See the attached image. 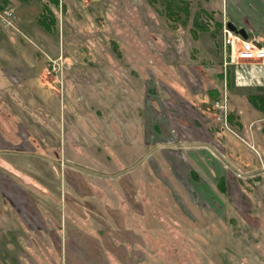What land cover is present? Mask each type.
Wrapping results in <instances>:
<instances>
[{
    "label": "rangeland",
    "instance_id": "obj_1",
    "mask_svg": "<svg viewBox=\"0 0 264 264\" xmlns=\"http://www.w3.org/2000/svg\"><path fill=\"white\" fill-rule=\"evenodd\" d=\"M10 1L2 23L48 50L53 90L44 107L17 96L14 122L0 111V264H64V216L101 234L103 264L104 250L110 264H264V72L225 63L217 16L199 0H67L47 33L45 0Z\"/></svg>",
    "mask_w": 264,
    "mask_h": 264
},
{
    "label": "crops",
    "instance_id": "obj_2",
    "mask_svg": "<svg viewBox=\"0 0 264 264\" xmlns=\"http://www.w3.org/2000/svg\"><path fill=\"white\" fill-rule=\"evenodd\" d=\"M19 1L21 3H25L22 0ZM29 2L30 1H26V3ZM199 3L203 4L201 6H203L204 12L209 11L208 13H211V15H215V17L217 16L216 20L219 22L220 28L223 29L228 23H230L235 28L242 29L245 32L246 38L240 37L241 39L253 41L259 46H264V0H199ZM0 4H2L0 5V11L3 6L9 5L4 9L8 11L7 14H10L9 9L11 1H0ZM66 4H68L67 0H59L61 21L62 15L68 14ZM36 17L37 15L34 16V19ZM3 20L5 21L6 17L4 18L0 14V111H5L6 107L4 105H8V108L12 109L14 113L7 114L5 118H10L9 120L14 122L13 120L16 119L17 116V113L15 112H22L20 110L23 108V104L20 99L21 97L17 98V96L27 94L35 100L34 105L32 104L30 97H28L27 102L29 106L34 105V107H44L43 104L39 103L41 102L40 100L43 99L41 98V94H47V91L53 89L47 85L42 76L41 68H43V64L46 61H49L50 56L48 50L44 49L42 45H39L38 40L35 41L29 33L26 31H24V33L16 27L21 26L20 19L13 17V21L9 20L7 22L9 25L2 23ZM12 22H14L15 25H12ZM243 112L245 111L243 110ZM256 112L255 108L248 109L249 114H255ZM242 116L244 118L239 117V123L240 125L245 126V114L242 113ZM230 140V137L226 136V143ZM200 142H204V144H206L209 148V151L211 148L216 147L213 140H210L209 142ZM252 143L257 148L256 157H258L261 161H264L263 145L255 141ZM222 150L223 159L225 160V137ZM181 155L185 159L186 157H189V159L191 158V156L185 153H180V156ZM175 162L179 167V161L175 160ZM223 165L225 167V162H223ZM189 171L196 172L197 170H195V168H190ZM128 216L126 215L124 218L126 230H128L127 227H132L130 224L132 222L130 221L131 216ZM65 217L66 216H64L63 219L64 223L61 234H59L63 243L62 253H59V255L62 256L64 264H103V260L100 258V254H102V245L100 243L101 234L99 235L94 232L91 233L89 230H85V223H87L85 219H81L80 221L78 220L75 224L73 218L70 221ZM67 223H69V229L70 227H73V225H78V230L83 231L84 234H70L69 230L65 232L64 228ZM135 223L138 224V222ZM131 229H133V227ZM138 232L140 234H144L145 232L142 221L141 226L138 227ZM78 236L80 237L78 238ZM77 238L79 248L78 250H74L72 244L77 240ZM88 241L89 243L91 242L90 244L92 245L86 246L85 244L88 243ZM47 251L52 253L51 250ZM104 254L107 255V258L109 257L108 262L110 264L112 255L106 250H104Z\"/></svg>",
    "mask_w": 264,
    "mask_h": 264
},
{
    "label": "built area",
    "instance_id": "obj_3",
    "mask_svg": "<svg viewBox=\"0 0 264 264\" xmlns=\"http://www.w3.org/2000/svg\"><path fill=\"white\" fill-rule=\"evenodd\" d=\"M222 33L223 39L221 42V46L225 63L228 62L238 65L241 62L246 63L256 61L259 71L261 70V72H264V46H259L253 41L243 40L240 37L238 38V36L233 35V33L228 31L226 27L222 29ZM56 69L57 66H52L53 72H55ZM213 108H215L219 113L222 114L220 118H223L224 121L226 118L225 115L227 114L226 101L224 106V104H222L220 100H215Z\"/></svg>",
    "mask_w": 264,
    "mask_h": 264
},
{
    "label": "trees",
    "instance_id": "obj_4",
    "mask_svg": "<svg viewBox=\"0 0 264 264\" xmlns=\"http://www.w3.org/2000/svg\"><path fill=\"white\" fill-rule=\"evenodd\" d=\"M41 1V0H40ZM184 1V0H183ZM59 4V0H45L41 1L42 6V13L37 18V23L46 31L47 33H50L51 30L48 28V23L46 22L47 16L46 14H49L51 16V9L52 7L57 8ZM199 30H206L205 28H201ZM53 32V31H52ZM259 110V108H257Z\"/></svg>",
    "mask_w": 264,
    "mask_h": 264
},
{
    "label": "water",
    "instance_id": "obj_5",
    "mask_svg": "<svg viewBox=\"0 0 264 264\" xmlns=\"http://www.w3.org/2000/svg\"><path fill=\"white\" fill-rule=\"evenodd\" d=\"M226 28L233 34L238 35L242 38H246V34L242 29L235 28L232 24L228 23Z\"/></svg>",
    "mask_w": 264,
    "mask_h": 264
},
{
    "label": "bare ground",
    "instance_id": "obj_6",
    "mask_svg": "<svg viewBox=\"0 0 264 264\" xmlns=\"http://www.w3.org/2000/svg\"><path fill=\"white\" fill-rule=\"evenodd\" d=\"M232 36V35H231Z\"/></svg>",
    "mask_w": 264,
    "mask_h": 264
}]
</instances>
